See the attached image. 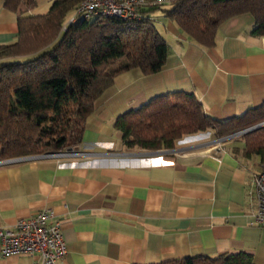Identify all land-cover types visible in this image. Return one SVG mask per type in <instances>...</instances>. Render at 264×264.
Masks as SVG:
<instances>
[{
    "label": "crops",
    "instance_id": "0c3cea01",
    "mask_svg": "<svg viewBox=\"0 0 264 264\" xmlns=\"http://www.w3.org/2000/svg\"><path fill=\"white\" fill-rule=\"evenodd\" d=\"M35 1L28 14H45L54 0ZM172 1L146 13L168 43L164 65L153 74L133 68L114 78L75 146L86 155L0 164V229L52 209L67 249L57 264H155L237 251L264 264V226L254 221L251 194L260 162L242 155V140L199 151L207 143L195 140L205 131L183 136L172 149H135L113 126L125 112L177 91L193 92L219 121L264 103V35L252 34L253 15L222 21L207 48L165 16ZM17 17L0 0V45L16 41ZM0 264L40 260L3 254L0 236Z\"/></svg>",
    "mask_w": 264,
    "mask_h": 264
},
{
    "label": "trees",
    "instance_id": "16d2710c",
    "mask_svg": "<svg viewBox=\"0 0 264 264\" xmlns=\"http://www.w3.org/2000/svg\"><path fill=\"white\" fill-rule=\"evenodd\" d=\"M81 0H54L45 14L28 11L35 0H4L17 13L18 36L0 45V159L62 151L81 143L86 118L114 78L139 68L158 72L169 47L146 14L139 20L78 18L62 31ZM187 36L210 48L219 24L249 12L254 35H264V0H173L163 10ZM24 60H17V57ZM9 58H12L11 60ZM15 58V59H14ZM7 61H4V60ZM264 121V103L219 121L206 115L193 92L156 96L118 116L113 123L127 148H174L183 136L212 130L218 137ZM245 157L264 166V125L243 134ZM234 152L238 150L233 149ZM155 264H254L252 255L224 252Z\"/></svg>",
    "mask_w": 264,
    "mask_h": 264
},
{
    "label": "built area",
    "instance_id": "2783aa9c",
    "mask_svg": "<svg viewBox=\"0 0 264 264\" xmlns=\"http://www.w3.org/2000/svg\"><path fill=\"white\" fill-rule=\"evenodd\" d=\"M167 1L81 0L62 25V31L67 30L68 25L78 18L90 20L97 17H115L124 21L139 20L145 16L147 9L160 7ZM244 130L246 128L239 131L243 132ZM240 132L234 136L246 133ZM84 155H86L85 151L70 147L62 151L4 158L0 159V164L18 162L33 157L66 159ZM252 183L251 194L256 205L254 221L259 226H264V166H260V169L254 174ZM0 236L3 254L38 256L40 264H57L58 260L67 252L61 232V221L50 208L41 209L33 215L17 219L12 227L1 228Z\"/></svg>",
    "mask_w": 264,
    "mask_h": 264
},
{
    "label": "rangeland",
    "instance_id": "374dc122",
    "mask_svg": "<svg viewBox=\"0 0 264 264\" xmlns=\"http://www.w3.org/2000/svg\"><path fill=\"white\" fill-rule=\"evenodd\" d=\"M62 29V28H61ZM10 60L12 59V58H9ZM15 59V58H14ZM17 60H20V61H22V60H24V57H17ZM4 61H7L6 59L4 60ZM258 123H260V122H258ZM258 123H256V124H258ZM255 125V124H254ZM253 126V125H252ZM228 135H230V134H228ZM228 135H226V136H228ZM242 136H243V134H239L238 136H233V137H230L229 139H227V140H222V141H220V142H212L213 140H215V139H219V138H222V137H225V136H221V137H218V136H216L215 134H214V132L212 131V130H210V131H206L205 133H204V135H202V137H200V138H197L195 141H197L198 143H207V144H205V145H202V146H200V147H197V149L199 150V151H201V150H207V149H209V150H213V149H215V148H218V147H223V146H225V144H228L227 142H229V141H233V142H236V141H239V140H242L243 138H242ZM212 142V143H211ZM197 143V144H198ZM73 148L75 149V146H73ZM135 149H141V148H138V147H134Z\"/></svg>",
    "mask_w": 264,
    "mask_h": 264
},
{
    "label": "water",
    "instance_id": "95a60500",
    "mask_svg": "<svg viewBox=\"0 0 264 264\" xmlns=\"http://www.w3.org/2000/svg\"><path fill=\"white\" fill-rule=\"evenodd\" d=\"M263 125H264V121H262V122H260V123H258V124H255V125H253V126H250V127L246 128V130H244L243 132L238 131V132L233 133V134H230V135H228V136H225V137H222V138H219V139H215V140H213L212 142H220V141H222V140H227V139H229L230 137H232V136H234V135H237L239 132H240V133L248 132V131L254 130V129H256V128H259V127H261V126H263ZM212 142H211V143H212Z\"/></svg>",
    "mask_w": 264,
    "mask_h": 264
}]
</instances>
